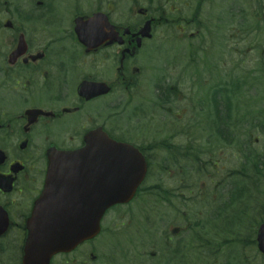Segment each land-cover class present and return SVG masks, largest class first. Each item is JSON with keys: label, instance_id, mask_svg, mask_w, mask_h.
<instances>
[{"label": "flooded vegetation", "instance_id": "flooded-vegetation-1", "mask_svg": "<svg viewBox=\"0 0 264 264\" xmlns=\"http://www.w3.org/2000/svg\"><path fill=\"white\" fill-rule=\"evenodd\" d=\"M189 1L193 0H186L185 4ZM208 1L203 2L205 6L211 4ZM176 2L0 0V209L8 218L0 243L5 249H19L24 243L26 221L44 188L50 154L79 152L84 147L85 136L96 129L122 142H126L129 134L133 137L140 134L129 125L111 123L105 117L104 102L111 100L112 109L118 115L122 109L124 114L132 101L130 92L139 83L142 72L141 50L151 41L141 39L137 33L144 22L152 19L154 37L156 29L166 20V11L181 15ZM197 10H191L195 19L177 17L174 21L185 24L178 28L181 35L185 34L182 28L195 25L204 7L200 12ZM90 22L105 43L85 50L78 43L77 33L84 31L83 25ZM189 37L194 38L195 34ZM189 87L196 95L198 84ZM106 88L109 92L102 96L101 91ZM193 118L195 115H191ZM227 118L221 116L223 127ZM198 127L194 121L183 119L176 130L157 131L161 138L158 146L132 144L145 160V175L133 204L109 214L125 217L135 213L130 208L136 203H142L145 211L141 221L150 233L157 222L166 224L165 231L158 227L155 234L164 246L160 264H180V259L183 264V259L178 257L181 240L177 239L183 233V223L188 226L195 223L206 229L212 222L206 201H213L214 206L215 201L231 198V171L224 170V177L215 179L218 172L217 163L211 158L215 155L213 142L204 151H213L208 161H201ZM212 136L215 143L219 137L218 143L230 148L226 131L220 130ZM90 175L91 172L85 173L86 177ZM201 175L208 182L206 185L203 181L202 188L199 187ZM199 198L201 213L194 211ZM152 199H158L155 207L150 206ZM184 208L187 210L183 211ZM200 214L205 218H200ZM152 216L161 219L150 223ZM124 226L122 220L114 221V228ZM90 244L84 243L70 254L57 255L50 264H133L134 249L133 257L129 260L120 257L119 261L105 257L104 252L95 256L88 247ZM7 255L1 250L0 264H21V258ZM140 264L147 263L140 260Z\"/></svg>", "mask_w": 264, "mask_h": 264}, {"label": "rangeland", "instance_id": "rangeland-1", "mask_svg": "<svg viewBox=\"0 0 264 264\" xmlns=\"http://www.w3.org/2000/svg\"><path fill=\"white\" fill-rule=\"evenodd\" d=\"M210 1H211V4L204 6L203 13L199 16L198 22L201 23L202 27L196 26L195 29H191L190 32L188 31L187 35H185V36H182L181 34L174 32V31H167V33L170 36L167 35L164 38H157L156 39V40H158L156 42V45L161 44V45L165 46L164 50H162V53H161L162 58L160 59L159 63L161 65H163L166 60L170 61V60H172L173 57L177 56L178 58L176 60V64L181 65L182 64V57L186 55V54H184V52L187 50V44L184 42L185 40L180 41L178 39H184L187 37L186 38V40L188 39L187 43H190L193 47L198 46V48H200L204 51L203 55H206V53H207V56L212 55V53L215 51L217 53L216 57L217 56L222 57V60H224V62L227 64L225 66V68L227 70L234 67L242 57L243 58L246 57L247 63L242 67V69L240 71L242 73V76L246 77L248 75V78H249L250 73H252V71H254V70L258 71L264 65V0H259V4H256L255 0H210ZM213 4L215 5V7ZM177 5H178V8H180L179 13H181V15L183 13L185 15H188L190 13V8L192 6L185 4L184 0H182L180 3H177ZM258 6L261 7L260 12H257ZM218 7L219 8L222 7L221 10H227V11L232 10V15L233 16L236 15L235 20H233V18H232V23H230L229 20H227L225 25H224V21H222L220 27L216 28L217 21L214 19V16H219L220 9H217ZM240 9H242V12H240ZM233 12H235L236 14ZM256 13L258 15H262L260 18L261 22L259 24H255L254 22L251 21V18ZM230 14L224 15V16H229ZM224 16H220V17H224ZM187 17L189 18L190 16H187ZM196 24H198V23L196 22ZM160 31H162V29ZM245 31L247 32V34L250 31V34L245 36V33H244ZM162 33L163 32H160L159 35H161ZM188 33L195 34V38H193V40H189ZM175 34H177L178 36H176ZM209 61H210V63H209L208 69L211 70L210 67L213 64H215V60L213 59V55L209 58ZM220 62H222V61L219 59L216 60V63H220ZM257 63L260 64L261 66L257 67ZM199 68H200V69H198L199 77H200V79H203L202 82H206L209 79L210 80L212 79V77L210 78L209 72L207 71L203 62L199 65ZM179 70L180 69L177 68L174 70V73L170 74L171 80L173 79L174 76L177 78ZM240 71H237L233 74H230L225 79V81L229 83V82L233 81L234 79L238 78L239 77L238 74ZM253 73H255V72H253ZM180 75L181 76L178 78V82H179L178 85H179L181 90H183L188 95H190V93L188 92L189 86H191V84H192L195 88L196 87L195 82H196V80L198 81V78H196L190 72H187L183 75L180 74ZM191 75H192V77L190 78ZM262 78L264 79V75ZM214 79H215V77H214ZM216 80L217 79H215V81ZM248 83H250V82H248ZM259 84H260V78L257 81V91L260 93V96H262L264 94V83L260 87H259ZM258 87H259V89H258ZM244 98L245 97H243L241 99H244ZM251 98L253 99V101H255L254 97H251ZM194 99L196 100V103H198L199 99L197 97H194ZM241 99H239V100H241ZM250 102H251V100H250ZM191 108H192V106H191ZM191 108L187 109V112L185 114H192ZM125 116H124V118H126ZM196 118H197V121H200V115L197 114ZM164 121H166L165 118H164ZM143 122L144 121L141 120L140 123H143ZM156 124H161V119ZM138 129L139 130H135V131H148V130L154 131V130H152V128H149L148 126L147 127H138ZM245 129H246V131H248L247 130L248 128H245ZM243 130L239 129L238 131L240 133H242ZM251 134H252L251 141H250L251 148L256 152L261 153V151L264 147V141L261 138L260 142L256 144L254 140L259 137V134H257L254 131H252ZM206 139L207 138H203L200 142L202 152L204 151L203 142ZM139 143H140V141H139ZM215 145H217V144H213V146L215 147V155L214 156L211 155V158L214 162L217 163V167L215 169L218 172V175L215 177V179L220 180L221 178L224 177V170L225 171L230 170L232 172V171H234L240 167L241 157L236 153V151L233 148H231L230 150H227V148L225 149V148H223V147L221 148L219 146L216 147ZM202 159L205 162L208 161L207 156H203ZM209 171L213 172V168H210ZM263 171H264V169H263ZM248 174L251 175L252 172L248 171ZM203 181H205V180L203 179V177L201 175L200 183H199L200 188H202L201 185H202ZM205 183H206V185L208 184L207 181H205ZM256 189L258 191L263 192V197L259 196V199H261V200H259L257 202H250L249 205L248 206L246 205V206L249 208H253V214L258 217L259 221H261L264 219V209L261 212L262 213L261 216L258 215L259 214L258 212H260L261 204H264V186L263 185L258 186V187H256ZM260 195H262V194H260ZM201 202H202V199H200V198L196 200V203L194 206L195 212L201 213L203 211V207L201 205ZM206 203L208 204V208L210 206L213 207V201L209 200V201H206ZM243 205H244V203L243 204L238 203L239 207L243 206ZM236 210H239V209L236 208ZM144 211H145L144 207H141V209L139 211H135V213H130L129 215H127L125 217L123 215H112L111 216L112 221L107 222V224L105 225L106 226L105 227V236H104L105 245H103L102 247H97L98 244L101 242V239H96L94 241L95 244H90L88 246L89 249L93 248L96 252L95 255L102 254L104 252L105 257H106V254L111 255L113 253L114 258L118 259L119 261L121 260L120 257H125L127 260H129L131 257H133L131 255V251L134 249L136 255H134L133 264H136V262H138L140 260H145V262L147 264H156L155 260L150 261L148 258V253L154 252L155 254H157V253L159 254L157 260L161 261L163 253H164V246L161 243H159V248L161 251H159V248L157 246H155L154 243H150V246H147L144 243L141 235L137 232V230L140 227L141 220L143 219ZM183 211H185V210H183ZM204 213H205V210H204ZM203 216L204 215L200 214L199 217L203 219V218H205ZM157 219H161L160 216H157V217L152 216L151 220L149 222L152 223L153 221H155ZM202 219H200V221ZM245 219H247L248 221L250 220L248 218H245ZM120 220H122L125 223V226L123 228H115L114 232L115 233L120 232L122 229H124L126 227V225L129 226V229L127 231L123 232L119 236V239H116V238H113L112 235H110L111 234L110 231H112V229L114 228L113 227L114 221H120ZM141 225L143 227L146 226V224H144V223H142ZM185 226H186V223H183V227H185ZM157 227L164 229V231H165L166 224H162L161 222H157ZM236 227H238V224H236L234 226L232 225L231 228L233 229ZM142 230H146V229H142ZM147 231H146V233H147ZM189 236H190V232L187 230V227H186V229L183 231V233L181 235L178 236L177 239L187 240L189 238ZM226 237L231 238V237H233V235H228ZM246 239L249 240L250 238L247 237ZM94 245H96V246H94ZM226 250H227L226 257L224 255V253H222L221 258L219 257V264H224V262L228 261L229 259L227 258V256H230L232 253H234V255L236 253H239L241 255L240 260L241 261L243 260L244 264H264V260L261 259L260 255L257 256V261L253 262V256L258 255V253L256 251V248L254 249V247H252V246L251 247L246 246L245 248L238 249V250H237V247L232 246ZM142 253L144 254L145 258L140 257L139 254H142ZM193 257H194V255H193ZM154 259H156L155 256H154ZM205 262L207 264L210 263V262H207L206 260H205ZM179 263L181 264V259L179 260Z\"/></svg>", "mask_w": 264, "mask_h": 264}, {"label": "water", "instance_id": "water-1", "mask_svg": "<svg viewBox=\"0 0 264 264\" xmlns=\"http://www.w3.org/2000/svg\"><path fill=\"white\" fill-rule=\"evenodd\" d=\"M105 146L121 148L119 154L128 152L122 149L124 145L116 144L110 140L104 141ZM138 157V156H137ZM86 156L84 154L61 155L52 160L51 174L47 178L46 194L44 193L42 201L46 203H54L56 213L55 220L41 229L36 228V223L30 222L28 238L24 249V264H30L31 259L47 260L50 256L57 252L69 251L79 242L89 240L98 233V223L104 210L116 203H126L130 199V194L134 191L138 182L133 181H106L104 180V195L98 201V206L87 209L88 195L83 194L84 198L80 204L78 200H74L68 196V186L66 176L69 170H82L79 166H74L82 162ZM118 161V160H117ZM122 160L120 159L119 162ZM139 161V160H138ZM137 158H132V162H138ZM71 163L72 165H67ZM132 170V169H131ZM60 172L58 176H54L53 172ZM79 179V178H78ZM78 179L74 180L75 182ZM73 184V183H72ZM74 185V184H73ZM55 193H60L56 199L53 197ZM34 214L32 215L31 221ZM35 217V216H34ZM52 219V218H51ZM49 219V220H51ZM257 246L264 253V224L260 226L257 233ZM43 262L47 264L48 262ZM42 264V263H41Z\"/></svg>", "mask_w": 264, "mask_h": 264}, {"label": "trees", "instance_id": "trees-1", "mask_svg": "<svg viewBox=\"0 0 264 264\" xmlns=\"http://www.w3.org/2000/svg\"><path fill=\"white\" fill-rule=\"evenodd\" d=\"M216 95H217V93L216 94H214L213 95V100H212V102L215 104V112H217V106H218V103H217V100L215 101V97H216ZM250 162L252 163V165H253V167L252 168H254L255 170H258L259 171V165H261V164H263V163H261L259 160H258V157H256V158H254L253 160H250ZM234 202V201H233ZM248 210H246V211H240L242 214H246V212H247ZM236 216V215H235ZM237 218L236 217H234V215L232 216V219H231V223H234V224H238L237 223ZM189 249V247H188V245H185V247L183 248V252H185L186 250H188Z\"/></svg>", "mask_w": 264, "mask_h": 264}]
</instances>
